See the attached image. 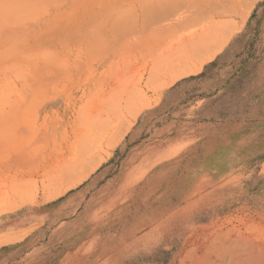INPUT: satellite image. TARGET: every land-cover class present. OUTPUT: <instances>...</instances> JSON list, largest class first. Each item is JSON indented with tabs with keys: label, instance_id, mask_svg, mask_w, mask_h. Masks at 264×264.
Segmentation results:
<instances>
[{
	"label": "rangeland",
	"instance_id": "1",
	"mask_svg": "<svg viewBox=\"0 0 264 264\" xmlns=\"http://www.w3.org/2000/svg\"><path fill=\"white\" fill-rule=\"evenodd\" d=\"M158 1L0 0V264H167L175 239L144 235L195 178V223L213 203L264 202V0L244 19L241 0L219 51L130 107L138 20L186 8Z\"/></svg>",
	"mask_w": 264,
	"mask_h": 264
},
{
	"label": "bare ground",
	"instance_id": "2",
	"mask_svg": "<svg viewBox=\"0 0 264 264\" xmlns=\"http://www.w3.org/2000/svg\"><path fill=\"white\" fill-rule=\"evenodd\" d=\"M173 1L176 0H171V3ZM178 1L179 2L176 3L180 4L181 2V5H184V8H186L182 12H180V10H177L178 12L175 11L174 18V13H171L172 15L168 14L172 17L170 16L171 18L167 21L168 23L172 21V24L168 25L167 23L165 25L167 21L164 20L166 21L164 22L162 19L163 15L161 16L159 13L149 20L146 18L138 20L141 21L139 22L141 24V28H145L144 31L147 33V38L149 40L147 42L149 45L147 44L146 46V51L148 52V54L146 53L148 58H146L148 60L144 62V66L142 64L143 67L141 70H138V73L134 72L136 73L135 75H137L140 73L139 71H143L140 74V78L138 75V78L140 79L138 81H141V84L143 83V85L139 88V82L136 83V79V82L135 80L134 82L138 84V86L134 87L135 84H132L134 88L138 89V91L136 93L134 91L135 94L131 95V84L127 85L128 88L125 86L127 91H124V93H126L127 97H125V100L123 98V100L126 101V105L131 103V99L135 95L139 98H137V100L141 102L144 97V92L142 91L146 88V90L151 87L163 90L173 84L177 79L187 75L191 70H198L199 67L192 68L191 62L195 59L206 60L213 56L224 46L232 33L238 28L237 23H233L232 21L223 18L233 14L234 12L237 13L236 7L240 4L241 0ZM200 1L204 6L205 11L202 12L204 10L203 9L200 12L199 17L194 8H200ZM242 1L243 2L241 3L245 2L246 5L244 4L243 9H241V15H239L241 19H244L246 14L249 12L252 3L251 1L247 2V0ZM146 2H148L149 5V1ZM158 4H160V2L157 3V5ZM172 5H174V3H172ZM159 6L161 7V5ZM160 7L157 9L159 12L161 11ZM139 12L141 11H138L137 13ZM143 13L146 14L145 11ZM189 13L192 14L188 15ZM194 14L196 16H193ZM139 15H141V13ZM168 15L166 17H168ZM142 16L144 17V15H141V17ZM136 23L137 22L135 20L134 25H136ZM139 56L140 58L142 57L140 52L138 53V58ZM124 81L128 80L125 79ZM153 88L151 89L154 90ZM39 93L42 94L43 90H39ZM121 106L123 108V105ZM128 106H130V104ZM119 111H115L114 115H120ZM134 114L135 113H133V115ZM129 124L130 123L128 122L127 126H129ZM88 172L89 171L75 177L69 185H74L83 180L87 176ZM53 179L54 178H52V180ZM200 185L201 181L199 178H195L192 185L188 187V191H185L184 193L181 192L179 195L175 196L176 198L174 201L172 200L173 202L169 204V206H171L169 207L171 212L169 211V215L164 218L163 221L161 219L162 217H158L161 219L160 221H158L159 219L157 218L154 221L153 218L151 219L154 223L151 224L150 229L144 235L145 237H148L146 243L151 247L159 246L162 243V235L164 232V236H169L168 240L175 239L178 244V249L173 253L167 264H264V202L250 198L248 202H236V206L233 208L232 205L227 206L226 204L219 207V203H213L211 206H207L208 208L202 216V218L207 220L205 222L195 223L192 220L194 202L193 200L190 201V199L198 194L201 195V191L199 190L201 188ZM182 193L183 195H181ZM204 195L205 194H202V196ZM209 201L213 202L211 199ZM229 201L231 202L232 199H229ZM181 202H185L184 206H176V204ZM233 202L235 201H232V204ZM225 209L227 210V213L222 216L221 213ZM208 213H211V215L209 216ZM153 214L155 215V212ZM144 220L146 221L147 219ZM163 230L164 232L162 234ZM2 242L3 241L0 240V243Z\"/></svg>",
	"mask_w": 264,
	"mask_h": 264
},
{
	"label": "crops",
	"instance_id": "3",
	"mask_svg": "<svg viewBox=\"0 0 264 264\" xmlns=\"http://www.w3.org/2000/svg\"><path fill=\"white\" fill-rule=\"evenodd\" d=\"M53 247H54V246H53ZM53 247H51V246H43V245H41L40 247H37V249H35L34 252H38V253H40V252H42L45 248L50 249V248H53Z\"/></svg>",
	"mask_w": 264,
	"mask_h": 264
}]
</instances>
